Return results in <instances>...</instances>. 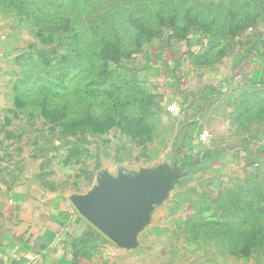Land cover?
<instances>
[{
  "label": "rangeland",
  "instance_id": "rangeland-1",
  "mask_svg": "<svg viewBox=\"0 0 264 264\" xmlns=\"http://www.w3.org/2000/svg\"><path fill=\"white\" fill-rule=\"evenodd\" d=\"M193 98L200 145L264 150V0H0V164L75 211L107 180L157 182L125 264H264V152L208 168Z\"/></svg>",
  "mask_w": 264,
  "mask_h": 264
},
{
  "label": "crops",
  "instance_id": "crops-1",
  "mask_svg": "<svg viewBox=\"0 0 264 264\" xmlns=\"http://www.w3.org/2000/svg\"><path fill=\"white\" fill-rule=\"evenodd\" d=\"M196 99L183 109L182 119L191 123L186 131L190 151L208 168L221 173L251 165L264 152L253 141L231 148L216 140L200 145L206 123L199 122L203 109ZM222 114L217 110L213 116L224 119ZM29 173L22 164H0V264H125L128 248L117 247L66 200L36 186Z\"/></svg>",
  "mask_w": 264,
  "mask_h": 264
},
{
  "label": "water",
  "instance_id": "water-1",
  "mask_svg": "<svg viewBox=\"0 0 264 264\" xmlns=\"http://www.w3.org/2000/svg\"><path fill=\"white\" fill-rule=\"evenodd\" d=\"M148 176L133 182L107 180L86 198L75 201L77 212L112 240L117 247L135 244L137 231L144 225L150 208L163 193Z\"/></svg>",
  "mask_w": 264,
  "mask_h": 264
},
{
  "label": "built area",
  "instance_id": "built-area-1",
  "mask_svg": "<svg viewBox=\"0 0 264 264\" xmlns=\"http://www.w3.org/2000/svg\"><path fill=\"white\" fill-rule=\"evenodd\" d=\"M170 109H171L172 112H176V111H178V109H177L176 107H172V108H170ZM207 137H208V134L204 133V134H202V135L200 136V140H201L202 142H206V141H207Z\"/></svg>",
  "mask_w": 264,
  "mask_h": 264
}]
</instances>
